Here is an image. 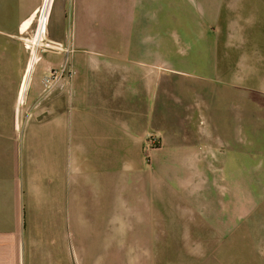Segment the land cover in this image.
Here are the masks:
<instances>
[{
    "label": "crops",
    "instance_id": "0c3cea01",
    "mask_svg": "<svg viewBox=\"0 0 264 264\" xmlns=\"http://www.w3.org/2000/svg\"><path fill=\"white\" fill-rule=\"evenodd\" d=\"M140 1L169 14L164 16L168 31L159 41L145 34L149 25L137 20L135 11L144 8L136 6L137 0L130 5L137 35L133 32L130 37H124L123 30L128 23L125 0H53L47 31L63 49L42 54L24 90L33 58L22 85L24 60L18 34L28 27L41 0H0V264H76V148L94 163L109 148L115 150L116 140L126 131L152 128L150 108L157 81L163 83L165 98L172 90V79L163 80L164 65L157 59L171 57L173 33L176 43L186 42L182 27L187 26L189 13L206 19V26H218L215 5L220 0H191L192 8L187 0ZM213 31L211 36L197 35L200 68L205 52L219 50ZM234 32L235 44L243 43L241 29ZM203 41L209 45L204 47ZM111 47L113 52L104 51ZM248 49L239 53L236 65L227 67V134L217 127L219 89L217 110L213 103L204 118L203 89L197 86L194 117L201 131L199 145L212 150V169L226 176L218 183L231 193V200L220 198L218 213L205 226L217 234L242 235L244 264H264V53ZM64 65L71 66L75 75L45 91L42 78ZM20 104L22 121L34 123L35 129L18 134L14 124ZM32 106L36 113L27 121ZM205 123L208 128L211 124V136L205 134ZM125 234L135 233L120 235L122 249ZM102 264L109 260L103 257Z\"/></svg>",
    "mask_w": 264,
    "mask_h": 264
},
{
    "label": "rangeland",
    "instance_id": "374dc122",
    "mask_svg": "<svg viewBox=\"0 0 264 264\" xmlns=\"http://www.w3.org/2000/svg\"><path fill=\"white\" fill-rule=\"evenodd\" d=\"M187 1L191 8L195 6L193 0ZM140 2L137 0L136 6L143 5L144 8L140 6L135 11L137 20L146 27L149 25L145 34L156 36L159 41L168 31V27H164V16L166 18L169 14L167 11L163 14L156 4L150 7L147 4L151 3ZM130 5L131 0H125L123 12L128 23L123 27L124 37L132 36L133 32L137 35L130 19L134 14ZM52 6L53 0L49 19ZM215 8L219 17L216 28L206 26L208 21L202 20L200 15L194 18L193 13L188 12L187 26L182 27L186 31V42L176 43V33H173L171 57L156 55L159 57L157 62L168 67L160 66L163 80L171 78L173 85L165 98L163 83L157 81L156 97L150 108L152 128L142 132L126 131L122 139L116 140L117 148H109L110 152L98 155L101 158L94 163L80 147L76 148V264H102L103 257L109 260V264L245 263L242 235L217 234L205 226L210 217L218 213L221 199L231 200V193L218 183V178L223 180L226 176H219L218 171L212 169V150L199 145L201 131L194 112L196 101L199 103L197 86L203 89L204 118L208 117L213 103L217 110L215 94L219 89L220 122L217 127L221 134H227L230 115L227 106L228 63L236 65V57L247 48L255 47L264 53V0H220ZM33 26L34 22L24 33L18 34L24 60L21 78L27 63L32 58L34 62L35 58L34 67L46 53L38 51L34 57L24 47L22 39L31 44ZM47 28L48 24L46 33L50 40ZM236 28H240L244 35L243 43L234 42ZM212 29L214 36H218L219 50L216 49L214 54L208 50L202 55V69L201 56L196 58V51L200 48L197 35L211 36ZM161 44L156 45L159 48ZM202 44L204 47L209 45L205 41ZM163 46L169 48L167 43ZM241 46L243 50H236ZM104 51L113 52V49L105 48ZM47 52L58 53L54 50ZM63 68L74 71L69 65L50 71ZM69 79L63 76L57 85ZM182 87L186 90L182 91ZM166 102L169 103L167 108L164 107ZM23 111L21 104L17 106L19 119L14 125L18 134L35 129L34 123L22 121ZM35 113V106L29 107L27 121ZM235 125L238 130L239 124ZM204 126L205 134L211 136V124L209 128L206 123ZM222 149L224 151L226 146ZM89 165L93 167L86 169ZM123 232L135 234L124 235L122 249L120 235Z\"/></svg>",
    "mask_w": 264,
    "mask_h": 264
},
{
    "label": "built area",
    "instance_id": "2783aa9c",
    "mask_svg": "<svg viewBox=\"0 0 264 264\" xmlns=\"http://www.w3.org/2000/svg\"><path fill=\"white\" fill-rule=\"evenodd\" d=\"M51 5H52V0H42L41 5L36 10L33 18H31L28 27L24 31H20V34H22V32L24 33L29 28V26H31L34 22L33 35H32V39L30 40L32 47H31V44L28 45L29 41L27 39H22L25 49L28 50V52H29V50L31 51L30 52L31 56L34 55V57H36L38 51H46V52L49 50H54L56 52L60 51L58 49V48H60L59 44L50 41L48 39V36L46 33V26L48 24ZM32 62H33V60H32ZM35 62H36V59L34 58V62L31 64V71L29 72V77L27 75L28 63L24 69L22 82H21L22 85L24 83V79H25L26 75L28 78L26 83L24 84V87L27 85L28 81L30 80V75L32 74L31 72H32V68H34L33 65L35 64ZM74 75H75L74 71L66 70L64 68L60 69V70L50 71L48 73V75H46L43 78L42 87L45 91H49L57 85V83L59 82V80L63 76H68V77L72 78V76H74Z\"/></svg>",
    "mask_w": 264,
    "mask_h": 264
}]
</instances>
